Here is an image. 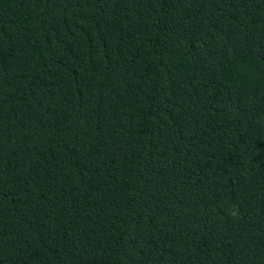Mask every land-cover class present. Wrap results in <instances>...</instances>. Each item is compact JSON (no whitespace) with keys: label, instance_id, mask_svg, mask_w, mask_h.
<instances>
[{"label":"trees","instance_id":"1","mask_svg":"<svg viewBox=\"0 0 264 264\" xmlns=\"http://www.w3.org/2000/svg\"><path fill=\"white\" fill-rule=\"evenodd\" d=\"M0 264H264V0H0Z\"/></svg>","mask_w":264,"mask_h":264}]
</instances>
